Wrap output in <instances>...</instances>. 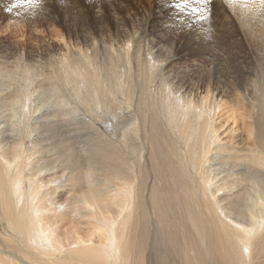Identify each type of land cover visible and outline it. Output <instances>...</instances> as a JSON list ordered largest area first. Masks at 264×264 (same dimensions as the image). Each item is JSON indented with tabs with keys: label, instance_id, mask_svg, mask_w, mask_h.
I'll use <instances>...</instances> for the list:
<instances>
[{
	"label": "bare ground",
	"instance_id": "obj_1",
	"mask_svg": "<svg viewBox=\"0 0 264 264\" xmlns=\"http://www.w3.org/2000/svg\"><path fill=\"white\" fill-rule=\"evenodd\" d=\"M91 1L104 7L109 0ZM131 1L149 16L146 32L155 0ZM212 3L217 33L193 34V52L212 59L230 37L246 57L257 58V72L248 57L242 69L255 78L250 90L255 112L264 118V3ZM191 5L197 6L194 0ZM76 6L67 7L69 44L62 45V65L53 71H35L36 46L14 42L17 53L9 63L0 51V264H264V153L254 148L263 125L250 115L251 144L233 148L234 124L222 120V88L211 87L209 76L219 70L201 64L197 79L184 75L193 59L176 54L182 43L165 47L161 37L148 46L127 29L115 41L104 34L111 25L99 11L93 18L107 28L96 37L84 28L86 10ZM14 10L1 7L0 15ZM33 15L38 19L29 18V25L61 23L50 7H36ZM180 61L182 76L170 75ZM44 81L52 87L44 89ZM239 90L235 96L252 108V97ZM58 113L66 117L56 119ZM56 124L67 133L85 130L93 148L84 167L60 158L66 137L60 136L59 155V144L46 133ZM262 142L264 147V135ZM70 187L73 195L67 196Z\"/></svg>",
	"mask_w": 264,
	"mask_h": 264
},
{
	"label": "rangeland",
	"instance_id": "obj_2",
	"mask_svg": "<svg viewBox=\"0 0 264 264\" xmlns=\"http://www.w3.org/2000/svg\"><path fill=\"white\" fill-rule=\"evenodd\" d=\"M112 1H114V5L112 6V8H110L109 4ZM77 2H80L82 7L84 8V10H86L85 17L89 20V22L86 24V26L84 28L87 31H89V30L94 31L92 34L96 37L103 34L102 32H99V31L102 28H107V23H109L111 26L108 27V29L104 32V34H106L107 37L111 36L112 39H114L115 41H116V37L119 36L118 35L119 33H121V35L123 37L124 32H125V31L123 32V30H125V29L129 30V32L133 35V37L143 40V42L147 43L148 46H150L151 43H153V42H157L158 39H160L162 37L163 38V46L168 47L169 45L171 46V44H173L172 46H174V48L177 49V44L182 43L181 47L184 48L183 51L180 54H178V51H177L176 54L178 56H181L183 53V56L193 59V60H190V63L193 65H191V64L187 65V68L184 71V75L190 74L192 77L196 78L197 76L200 75L199 71H201V73H203L204 67L205 68L213 67V68L219 70V72H217V73H210L209 76L211 78V81L212 80L214 81V83H212L213 86H211V87L214 88V86L218 85L222 88L221 97L224 101L223 106L225 108L223 107L221 110V112H222L221 118L223 121L226 122V124H229V126H232V124H234L232 128L235 130V133H232V134L235 135L236 141L235 142H229L228 141L229 142L228 144L231 145L233 148H236L235 145H237V147L239 149L243 148L244 147L243 144L245 142H247L248 145L251 144L250 139L253 138V136L255 135V132H253L251 135L247 132V129L251 126H253L252 128L254 130V125H250V122H251V120H250L251 116L250 115H252V116L255 115L254 118H256L258 120V122L260 123V125L262 124L264 127V118L260 117L261 113L255 112V108H256L255 106H256L257 101L255 100V96L253 95V92H251V90H250L253 86L252 80H254L255 78L253 77V75H251L247 71L246 68L242 69V67H244L243 66L244 65L243 60L246 63H248L247 62L248 56L246 57L244 55V52H243V49L241 46L239 48V45H240L239 42L237 40L229 37L230 39L228 38V41L226 40V42L221 43L220 53L218 51V55H216V57H214L212 59L200 57L198 55H195L193 52L194 49H192V48H194L196 46V45L191 43L192 40L195 38V36H192L193 34H196V32L208 31L207 33L211 36V35L217 33L216 30H214L215 28L213 26L214 20H212V16L215 17V12H214L213 8L211 7V5L213 4L212 0H209V5H208L209 13L207 14V18L205 19V21H208L207 22L208 24L207 23L206 24L200 23V20L198 19V13H192L187 8L176 7L177 0H155L154 7H153L155 14L150 16V22H149V26L147 28L148 30H146V32L143 31V24H144V20L146 18H148L149 16H147L143 13L142 7L139 6L140 5L139 2L134 3L131 0H109L108 4L105 5L104 7H100V5L98 3L91 1V0H35V2L31 3V4L20 3V2H18V0H0V8L5 7L7 9L9 7V5H15L16 6V10L12 11L13 14L8 15L6 17L0 15V51L2 52V55L4 57V62L9 63L11 61L12 51L16 52V50L13 49L12 46L14 45V42L17 41V42H20L21 44H23V46L29 45V46H33V47L34 46L38 47V50L35 52V59L38 60L37 62H35V66H34L35 71L41 70V69L53 71V69H51V68H53V66H55L54 69L61 66L62 64L60 65V61H61L60 58H61V54L63 53L62 45L65 43L69 44V42L67 40V38H69V37L65 35L66 33L67 34L70 33L69 30H67V23H68L67 22V7L71 8L72 4L76 6ZM119 2H120V4H119ZM124 3H130L131 5L127 4V6L124 7L123 6ZM121 4H122V6H121ZM191 6H193V5H191ZM36 7H50V9L55 11V16L57 17V21L61 20V23L53 21L52 24L49 23L50 25L44 26L40 22H36V23L32 22L29 25L27 22L29 20V18L34 19V21H37V19H38L35 15L31 16L34 8H36ZM76 8H77V6H76ZM125 8H127V9H125ZM97 11H99V13H102V18L107 23H103L99 19V24H98V22L93 18L94 15H96ZM40 12H42V11H40ZM116 14L121 17L120 19H125V20L127 19V23H124V26L122 23H116V17H115ZM189 15L193 16L194 18L193 19L189 18L188 17ZM134 20H135V22H133ZM192 20L198 21L199 26H193L194 23L192 22ZM64 21H66L67 23H64ZM26 23L28 25H26ZM101 23H103V24H101ZM132 23H134L135 25H133ZM182 26L184 29H186L185 33L180 31V30H182ZM139 27H141L140 28L141 30L139 29ZM189 27H190V29L188 30ZM207 27L211 28V29L208 30ZM177 32L181 33V35L177 36L176 35ZM187 32H189V33H187ZM62 37L64 38V41H66V42L62 43L63 42L61 40ZM146 39H147V41H146ZM172 42H174V43H172ZM175 44H176V46H175ZM226 44H227V46H226ZM190 45H192V46H190ZM223 46H224V48H222ZM227 47H229V48H227ZM223 50H225V51L228 50L229 52L226 51V53H224V55L225 54L226 55L224 56L222 52H225V51H223ZM186 55H188V56H186ZM227 55H229V57ZM236 55H237V57H236ZM232 56H234V57L232 58ZM215 58L217 60H215ZM248 58L250 59V62L247 65H249V68L252 67V68H250L252 70V72L254 70H256V71H254V73L257 72L259 70V67H260L259 61L257 60V58L255 60L251 57H248ZM226 59H227V61H226ZM213 60H215V61H213ZM39 61L41 63H39ZM216 61H217V63H216ZM225 61H226V63H225ZM195 62L196 63L198 62V63L196 64ZM183 63L184 62L180 61V63L173 64L172 70L169 74L172 76L174 75L175 77L180 78L182 76V74L180 73L179 70L182 67V65H184ZM208 63H209V65H208ZM238 63L239 64L242 63L241 66L238 65ZM45 64H46V66H45ZM49 64H52V66L48 67ZM201 64L203 66L204 65L205 66L203 67ZM39 66H40V68H39ZM46 68H48V69H46ZM187 69H189V70H187ZM217 70H213V71H217ZM238 74H241V75H238ZM188 79H190V78H187V80ZM49 82L50 81L42 82V86L44 89L47 90L48 86H49L48 89H50L52 87L51 85H53V82H50L51 84ZM43 83H45V84H43ZM205 83H209V81H206ZM158 85H159V82H157V79L155 81H153L151 83V88H150L151 92H156ZM205 87H204V89H205ZM238 90L241 91L240 92L241 94H243L244 90H246L245 98L246 97L247 98L252 97V102L254 104L252 108L250 105H248V103L243 101L245 99H241L237 95L235 96V92ZM48 94H49V90H48L46 95H48ZM238 97H239V99H237ZM228 105H229V107H228ZM77 107L80 108V109L78 108L79 111H82V109H81V107H83L82 105L79 104ZM57 115H58V117L56 119H58L60 117H64V116L66 117V115H62L61 113H58ZM232 117L234 118V121H233ZM66 128H67V126H66ZM60 129H61L60 126L56 124L54 127L50 128L49 131L46 132L52 137V142H54V144H56V145L59 144L58 147L60 148V150H57V153L59 152L58 153L59 155H60V151H61L62 146H63V143H60V139L63 137H66L65 144H67V150H66L67 152L64 151V153H63L64 155L62 154L60 156V158L67 160V165L73 161L78 160V163L82 167H84L86 165V162H87V159L89 156L88 150L90 149V147L93 148L89 143H86V137H85V132H84L85 130L78 128L79 129V131H78L77 128H74L75 130L73 128H71V130L73 129V131H71V133L69 132L70 133L69 134L66 132L67 131L66 129H64V128L61 129L62 132ZM53 130H55L57 133H55V131H53ZM76 130H77V132H76ZM257 130H258V136L256 139V143L254 145V148L256 150V153L259 156H261V153H264V147H263V142H262L264 132L259 130V125L257 127ZM74 132L76 135H74ZM83 134H84V136H83ZM60 136H62V137L60 138ZM70 136H71V138H70ZM73 136H74V138H73ZM55 140L57 142H55ZM68 140H70V142ZM67 141H68V143H67ZM72 142H73V144H72ZM82 146H86V147L82 148ZM75 148H77V150ZM83 151H86V152H83ZM66 155H67V157H66ZM99 157H102L103 159L107 160L110 165H113V163H114L112 160H109L104 154H101ZM77 182H79V181H74L73 182L74 185H72V186H74L75 188L76 187L78 188V186L80 187L81 182H79L78 184H77ZM71 188L72 187H70L69 190L67 191V196L73 195L72 190H71L72 192L70 193ZM75 223L80 225V227H82V228H86V225L84 224L85 222H79V223L75 222Z\"/></svg>",
	"mask_w": 264,
	"mask_h": 264
},
{
	"label": "snow or ice",
	"instance_id": "obj_3",
	"mask_svg": "<svg viewBox=\"0 0 264 264\" xmlns=\"http://www.w3.org/2000/svg\"><path fill=\"white\" fill-rule=\"evenodd\" d=\"M20 3L31 4L34 3L35 0H18ZM230 3L235 2V0H229ZM196 7L191 6V0H177L176 7L187 8L189 11L193 13H198L199 20H205L207 18V14L209 13V0H195ZM261 3H264V0H261ZM181 33L177 32L176 35L179 36Z\"/></svg>",
	"mask_w": 264,
	"mask_h": 264
}]
</instances>
